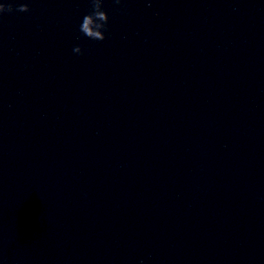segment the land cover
<instances>
[{
  "label": "clouds",
  "instance_id": "clouds-1",
  "mask_svg": "<svg viewBox=\"0 0 264 264\" xmlns=\"http://www.w3.org/2000/svg\"><path fill=\"white\" fill-rule=\"evenodd\" d=\"M91 11L85 14L79 26V31L88 39L95 41H104L106 39L105 32L108 30L109 16L106 11L102 10L103 0H89ZM119 3L120 0H115ZM26 13L30 11L27 3L19 4L15 9L12 3H0V17L5 13L13 11ZM73 52L83 54L82 48L79 45L74 46Z\"/></svg>",
  "mask_w": 264,
  "mask_h": 264
}]
</instances>
